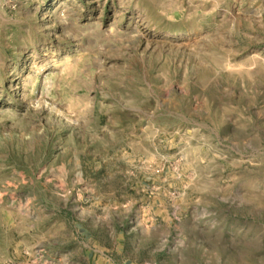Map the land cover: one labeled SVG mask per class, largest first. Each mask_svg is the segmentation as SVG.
<instances>
[{
	"label": "rangeland",
	"instance_id": "1",
	"mask_svg": "<svg viewBox=\"0 0 264 264\" xmlns=\"http://www.w3.org/2000/svg\"><path fill=\"white\" fill-rule=\"evenodd\" d=\"M0 264H264V0H0Z\"/></svg>",
	"mask_w": 264,
	"mask_h": 264
}]
</instances>
